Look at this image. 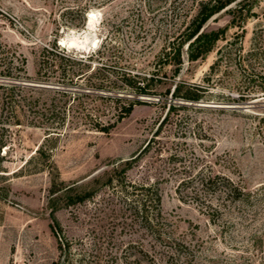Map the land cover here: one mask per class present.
I'll use <instances>...</instances> for the list:
<instances>
[{
  "label": "rangeland",
  "instance_id": "rangeland-1",
  "mask_svg": "<svg viewBox=\"0 0 264 264\" xmlns=\"http://www.w3.org/2000/svg\"><path fill=\"white\" fill-rule=\"evenodd\" d=\"M239 1L203 25L204 32L223 31L213 50L190 62L184 45L175 74L161 56L196 14L191 0H0V43L24 58L23 85L48 86L36 81V70L42 49L55 42L77 57L102 52L92 60V78L77 89L85 93L77 120L117 121L120 105L140 102L108 133L79 125L46 142L42 128L0 130V264H56L62 235L74 243L70 264H264V96L250 86L238 89L241 71L226 60L204 81L219 48L243 30L248 50L264 25V0ZM71 34L88 43L69 47ZM124 72L151 79L147 93L122 87ZM101 82L103 88L88 87ZM179 83L204 86L210 95L198 103L177 100L171 94ZM126 163L127 182L158 189L155 233L104 186ZM199 172L230 179L247 201L202 192L195 182L179 187ZM54 188L61 189L51 195ZM91 191L90 201L69 205L68 197ZM82 250L92 255L79 262Z\"/></svg>",
  "mask_w": 264,
  "mask_h": 264
},
{
  "label": "trees",
  "instance_id": "trees-1",
  "mask_svg": "<svg viewBox=\"0 0 264 264\" xmlns=\"http://www.w3.org/2000/svg\"><path fill=\"white\" fill-rule=\"evenodd\" d=\"M191 2L196 6V14L185 28L169 42L168 50H164L161 56V61L164 64L171 62L176 66L175 74L179 73L182 66L183 46L186 45V56L190 62L209 54L223 31L204 32L202 30L203 25L228 6L240 3L238 0H191ZM242 9L243 7L240 5L235 9L239 12L237 17L239 20L246 16V14H242ZM242 34L243 30L240 34H235L232 40L227 41L223 47L216 51L217 58L210 66L204 81H211V74L219 69V64L222 61L226 60L227 63L236 65L241 71L242 81L238 84V89L242 86L246 88L250 86L259 89L264 96V25H260L254 30L248 50L243 49L240 41ZM99 54L102 52L97 51V53L93 52L86 57H77L61 49L55 42L51 43L42 49L36 70V81L48 86L35 87L22 84V82L29 80L25 72L24 58L0 43V130H6L7 126L21 125L42 128L47 136L46 142L50 139L59 138L62 134L61 131L65 128H77L79 125H85L96 132L108 133L116 122L129 115L134 106L139 105L140 102L132 100L127 101L125 105H120L121 115L117 121L103 122L92 118L80 121L76 119L82 108L79 98L85 96V93L77 89H80L79 85H82L81 83L85 80L88 83L92 78V72L96 69L91 70L92 60L98 58ZM121 79L122 87H128L136 94L147 93L146 88L151 80L144 79L146 82H143L140 77L131 76L126 72ZM103 83L89 84L88 87L97 90L103 88ZM108 84L117 85L115 81L108 82ZM94 95L97 96V94ZM205 95H210V93L204 86L185 83L175 85L171 94L177 100L191 103L200 102L207 97ZM106 99H110V96H107ZM239 99H244V96L239 95ZM113 100L117 104L122 99L113 97ZM75 101L78 102L74 104ZM260 120L264 122V117ZM3 146H5V142L0 136V148ZM35 154H43L42 145L37 148ZM126 165V167L121 168L117 175L110 176L104 186L121 195L126 210L132 213L143 229L151 234L155 233L153 227L158 225L156 220L161 219V199L158 189L154 185L144 187L127 182L124 174L130 168V163H126ZM189 184L196 185L195 187H199V190L208 194L222 193L225 198L232 202H244L248 199V194L243 189L223 176L211 177L199 172L190 180L181 182L179 187ZM59 189L61 188L52 189L51 195ZM65 191L69 190L66 189ZM94 193V191L75 193L72 197L67 198L68 203L69 205L83 204L90 201ZM53 222L55 229H58L59 226L55 218H53ZM160 237L161 234H158L157 238L160 239ZM78 244L82 246V242ZM73 245V241L63 235L59 236L58 249L60 255L56 264L72 263L73 252H75ZM92 251L90 250V252ZM90 255L92 254L82 250L78 253V258H80L78 261L81 262L82 258Z\"/></svg>",
  "mask_w": 264,
  "mask_h": 264
},
{
  "label": "bare ground",
  "instance_id": "bare-ground-1",
  "mask_svg": "<svg viewBox=\"0 0 264 264\" xmlns=\"http://www.w3.org/2000/svg\"><path fill=\"white\" fill-rule=\"evenodd\" d=\"M94 14L93 13H90L89 16H88V23H87V26L89 28L93 27V24H94ZM65 40V39H63ZM61 41L60 44L61 45H64V41ZM86 40V39H85ZM84 40V41H85ZM83 40H81L78 36H76L75 34H71V37L67 40V44L66 45H75V46H71V47H79L80 44H83L84 43ZM96 44V41L93 42V45ZM70 47V46H69Z\"/></svg>",
  "mask_w": 264,
  "mask_h": 264
},
{
  "label": "clouds",
  "instance_id": "clouds-1",
  "mask_svg": "<svg viewBox=\"0 0 264 264\" xmlns=\"http://www.w3.org/2000/svg\"><path fill=\"white\" fill-rule=\"evenodd\" d=\"M87 43H88V41L85 40L83 44H80V45H79V47L83 48V47H85V45H86ZM69 46L71 47V46H75V45H69ZM93 47H95V44L93 45Z\"/></svg>",
  "mask_w": 264,
  "mask_h": 264
},
{
  "label": "water",
  "instance_id": "water-1",
  "mask_svg": "<svg viewBox=\"0 0 264 264\" xmlns=\"http://www.w3.org/2000/svg\"><path fill=\"white\" fill-rule=\"evenodd\" d=\"M38 87H43V86H38Z\"/></svg>",
  "mask_w": 264,
  "mask_h": 264
}]
</instances>
